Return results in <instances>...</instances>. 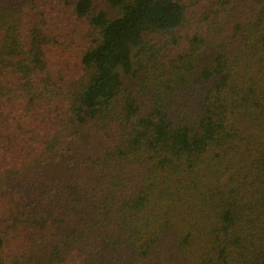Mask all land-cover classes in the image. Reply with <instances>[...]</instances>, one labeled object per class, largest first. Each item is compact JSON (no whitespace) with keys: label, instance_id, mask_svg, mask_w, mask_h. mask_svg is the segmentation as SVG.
Segmentation results:
<instances>
[{"label":"trees","instance_id":"1","mask_svg":"<svg viewBox=\"0 0 264 264\" xmlns=\"http://www.w3.org/2000/svg\"><path fill=\"white\" fill-rule=\"evenodd\" d=\"M0 264H264V0H0Z\"/></svg>","mask_w":264,"mask_h":264}]
</instances>
